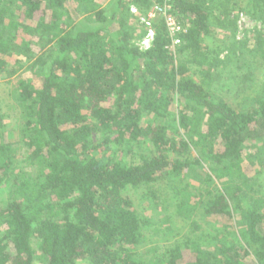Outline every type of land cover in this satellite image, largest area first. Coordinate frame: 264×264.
Masks as SVG:
<instances>
[{
	"label": "trees",
	"instance_id": "1",
	"mask_svg": "<svg viewBox=\"0 0 264 264\" xmlns=\"http://www.w3.org/2000/svg\"><path fill=\"white\" fill-rule=\"evenodd\" d=\"M161 1L113 0L107 8L97 0H0V54L42 66L39 86L18 84L26 119L20 139H8L0 104V184L6 188L0 264H34V244L47 264H181L185 249L190 264H264V200L235 181L248 143L264 162V88L252 105L237 108L213 97L177 61V52L198 49L212 33L217 0H172L173 14L188 25L181 44L171 48L157 16L151 47L140 49L130 5L145 14ZM250 4L249 13L264 19V0ZM20 32L32 40L22 34L18 40ZM255 39L253 51L264 63L263 33ZM247 46L236 44L231 57L244 59ZM7 65L0 57V70ZM175 95L184 105L176 119L180 137L145 121L164 117ZM195 173L199 185L191 182ZM164 183L178 214L190 221L191 186H198V209L206 217L233 220L240 210L245 226L237 241L215 235L187 248L147 245L148 223L124 192L157 191Z\"/></svg>",
	"mask_w": 264,
	"mask_h": 264
},
{
	"label": "rangeland",
	"instance_id": "2",
	"mask_svg": "<svg viewBox=\"0 0 264 264\" xmlns=\"http://www.w3.org/2000/svg\"><path fill=\"white\" fill-rule=\"evenodd\" d=\"M97 1L103 7L108 8L113 0ZM219 2L220 0H217L216 4L212 5V33L202 39L198 49L188 50L182 54L177 52V61L186 62L189 75L199 83L204 84L213 97H220L237 108L249 107L264 88V63L260 54L253 51L257 45L255 39L257 32L261 31L264 35V19L249 13L251 0H231L230 3L224 5H220ZM74 5L76 7V4ZM155 20H158V17ZM128 21L135 28L133 41L139 45L146 34V27L137 16L132 14L131 10ZM21 34L28 40L33 38L20 32L17 36L18 40L21 39ZM239 42H246L248 45L244 51V59L231 57L235 45ZM32 46L36 52L39 51L36 42H33ZM0 57L8 61L7 67L0 70V104L7 123V137L9 140L15 141L21 138V130L26 120L23 117L24 108L19 99L18 84L23 80L39 86L41 84L40 70L42 66L37 63L36 59L29 61L20 55L7 58L0 54ZM200 61L203 64H200ZM209 70L211 71L210 74H208ZM183 108L184 105L175 95L169 112L164 117L153 114L147 116L145 121L163 123L175 135L174 137H180L183 131L178 129L176 119L178 112ZM254 152L255 144L248 143L242 160V176L235 177V181L242 185L250 197L264 200V162L261 164V157H256ZM20 153L24 156L27 154L25 146L21 147ZM193 175L192 184L199 185L200 175L196 173L195 176ZM183 177L185 179L187 174H183ZM161 185V189L157 191L156 189L150 192L145 188H127L124 192L133 201L141 219L148 223L146 230L147 245L151 243L153 246L157 245L159 248H164L178 244L187 248L186 245L189 242L208 240L215 235L228 236L229 240L237 241L238 231H241L240 229L245 226L240 210L234 212L233 220L222 215L206 217L202 214V210L198 209L197 201L200 198L198 186H191L190 192H193L194 195L191 198V203L195 211L192 213V221H190L178 214L175 200L172 198L171 187L165 183ZM5 190V186L0 184V197H4ZM34 246L38 253L34 264H47L46 259L42 257L38 249V245L34 244ZM253 247L259 249L257 244ZM185 250L186 258L181 264H190L193 259L191 251L190 249ZM76 264L91 263L81 259Z\"/></svg>",
	"mask_w": 264,
	"mask_h": 264
},
{
	"label": "built area",
	"instance_id": "3",
	"mask_svg": "<svg viewBox=\"0 0 264 264\" xmlns=\"http://www.w3.org/2000/svg\"><path fill=\"white\" fill-rule=\"evenodd\" d=\"M172 0H162L155 2L147 13H141L140 8L133 4L130 10L133 15L137 16L139 21L146 27V34L139 43L142 50H147L151 47L155 37V18L161 17L166 24L167 30L172 40V49H175L182 42L181 35L188 30V25H185L179 18L173 14Z\"/></svg>",
	"mask_w": 264,
	"mask_h": 264
}]
</instances>
